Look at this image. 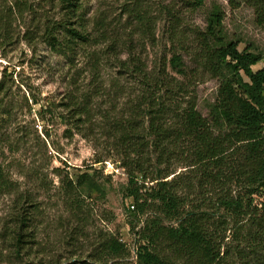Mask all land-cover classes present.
Wrapping results in <instances>:
<instances>
[{
	"label": "rangeland",
	"instance_id": "374dc122",
	"mask_svg": "<svg viewBox=\"0 0 264 264\" xmlns=\"http://www.w3.org/2000/svg\"><path fill=\"white\" fill-rule=\"evenodd\" d=\"M145 1L156 18L155 40L142 49L148 69L154 74L165 70L169 77L179 78L170 60L174 54L181 56L190 81L189 96L183 101L195 99L204 117H209L220 80L199 62L194 39L197 32L206 29L215 5L222 8L225 33L238 43V50L261 57L253 70L264 67V26L256 23L253 8L242 0H207L195 11L186 8L182 0ZM132 3L84 0L87 25L113 35L128 32L126 9ZM55 7L50 0H0V24L10 33L8 39L0 36V165L15 185L11 193L0 192V264H146L141 258L145 247L173 264H189L164 240L153 243L145 239L151 226L168 228L177 224L159 212L138 215L130 209L134 202L127 197L128 173L112 146L118 137L106 128L116 119L128 117L126 103L138 97L133 89L137 85L117 75L114 66L108 64L111 60L102 56L105 93L99 98V123L103 122L105 129L85 127L79 132L63 118L68 112L63 105L69 75L78 71L80 84L88 83L91 53L104 52L108 44L80 50L71 65L57 56L40 41L46 20L54 23L61 18ZM260 110L264 113V104ZM177 114L167 118L169 124ZM144 119L148 124V118ZM236 158L232 156L228 165L235 167L236 161L238 165ZM170 170L174 174L168 180L181 177L178 189L192 185V189L181 192L186 197L183 210L212 211L223 189L230 196L244 194L243 184L235 175L220 185L204 179L201 169L178 160L172 161ZM227 170L231 171L224 167ZM148 172L155 175V169ZM19 194H23L30 214V233L22 250L14 246L11 220ZM227 235L231 238L233 232ZM111 238L125 245L122 255L105 251L104 244Z\"/></svg>",
	"mask_w": 264,
	"mask_h": 264
},
{
	"label": "trees",
	"instance_id": "16d2710c",
	"mask_svg": "<svg viewBox=\"0 0 264 264\" xmlns=\"http://www.w3.org/2000/svg\"><path fill=\"white\" fill-rule=\"evenodd\" d=\"M132 1L126 9L131 22L129 31L113 35L108 30L89 28L84 0H50L61 16L58 22L44 23L40 41L50 51L71 65L80 50L108 44L104 52L91 53L88 83L80 84L78 71L69 75L63 105L68 112L63 118L79 132L85 127L105 129L103 122L99 123V98L105 93L102 56L111 60L108 64L114 66L117 75L137 85L133 89L138 97L126 103L128 117L106 125L118 137L112 146L128 173L127 197L133 200L138 215L159 212L177 224L168 228L151 226L146 229L145 239L153 243L164 240L177 257L189 264H264V113L260 110L264 104V67L253 70L261 57L238 50V43L225 33L222 8L215 5L208 15L206 29L197 32L194 39L199 62L213 78L220 80L216 100L206 118L197 110L195 99L183 101L189 96L190 81L181 56L174 54L170 60L179 78L169 77L165 70L154 74L148 69L142 49L155 40L156 18L151 16L145 0ZM206 1L182 3L195 11ZM242 1L253 8L256 23L264 26V0ZM0 36H10L2 24ZM244 76L249 82L244 81ZM116 90L118 94L120 91ZM180 104L184 106L177 109ZM174 112L178 114L174 123L169 124L167 118ZM234 155L240 163L237 165L236 161L232 167L228 161ZM174 160L201 169L203 178L212 184H224L235 175L243 184L244 194L230 196L223 189L217 194V205L212 211L183 210L186 197L181 192L192 189V185L178 189L181 177L168 180L174 174L170 170ZM162 166L165 168L161 169ZM224 167L231 171H224ZM150 169H155V175L148 172ZM13 191L15 185L0 165V192ZM25 204L23 194H19L11 215L17 250H22L30 233V214ZM228 232H233L231 238ZM104 249L110 255H122L126 250L123 243L113 238L105 242ZM141 258L146 264H173L146 247Z\"/></svg>",
	"mask_w": 264,
	"mask_h": 264
},
{
	"label": "built area",
	"instance_id": "2783aa9c",
	"mask_svg": "<svg viewBox=\"0 0 264 264\" xmlns=\"http://www.w3.org/2000/svg\"><path fill=\"white\" fill-rule=\"evenodd\" d=\"M115 173H116V174H120V169H116V170H115ZM130 209L134 211V210H135V206H134V205H131V206H130Z\"/></svg>",
	"mask_w": 264,
	"mask_h": 264
}]
</instances>
